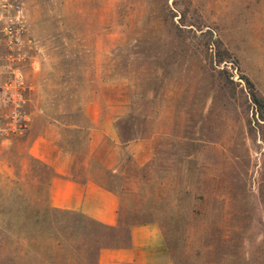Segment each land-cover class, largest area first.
Masks as SVG:
<instances>
[{"label": "rangeland", "instance_id": "obj_1", "mask_svg": "<svg viewBox=\"0 0 264 264\" xmlns=\"http://www.w3.org/2000/svg\"><path fill=\"white\" fill-rule=\"evenodd\" d=\"M14 1L31 42L0 89V264H97L144 223L174 264H264V0ZM40 138L118 194L116 229L49 206Z\"/></svg>", "mask_w": 264, "mask_h": 264}, {"label": "crops", "instance_id": "obj_2", "mask_svg": "<svg viewBox=\"0 0 264 264\" xmlns=\"http://www.w3.org/2000/svg\"><path fill=\"white\" fill-rule=\"evenodd\" d=\"M48 146L54 154L49 156ZM32 154L51 165L54 175L48 182V204L51 208L78 213L104 227H117L120 221L118 194L89 174L78 178L71 158L46 138L36 140ZM97 264H174L159 226L155 223L135 224L129 228L127 245L101 248Z\"/></svg>", "mask_w": 264, "mask_h": 264}, {"label": "built area", "instance_id": "obj_3", "mask_svg": "<svg viewBox=\"0 0 264 264\" xmlns=\"http://www.w3.org/2000/svg\"><path fill=\"white\" fill-rule=\"evenodd\" d=\"M28 37L21 6L14 0H0V76H8V80L0 83V89L9 90L23 85L19 62L23 48L31 42ZM3 118L0 115V119ZM5 119L10 118L5 116Z\"/></svg>", "mask_w": 264, "mask_h": 264}, {"label": "trees", "instance_id": "obj_4", "mask_svg": "<svg viewBox=\"0 0 264 264\" xmlns=\"http://www.w3.org/2000/svg\"><path fill=\"white\" fill-rule=\"evenodd\" d=\"M254 101L257 103L258 101L256 100V99H254ZM104 227V226H103ZM106 228H108V229H116V227H106ZM127 242H128V239H127V241H126V244L125 245H127ZM125 245H117V246H115V247H121V246H125Z\"/></svg>", "mask_w": 264, "mask_h": 264}]
</instances>
